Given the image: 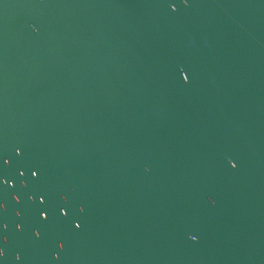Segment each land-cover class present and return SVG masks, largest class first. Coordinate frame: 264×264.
<instances>
[{
    "label": "water",
    "instance_id": "water-1",
    "mask_svg": "<svg viewBox=\"0 0 264 264\" xmlns=\"http://www.w3.org/2000/svg\"><path fill=\"white\" fill-rule=\"evenodd\" d=\"M0 264H264V0H0Z\"/></svg>",
    "mask_w": 264,
    "mask_h": 264
}]
</instances>
